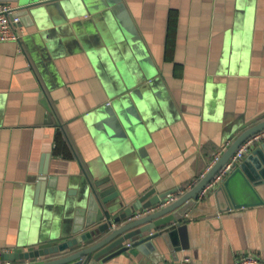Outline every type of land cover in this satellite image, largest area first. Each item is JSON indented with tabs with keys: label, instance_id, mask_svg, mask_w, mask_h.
<instances>
[{
	"label": "crops",
	"instance_id": "obj_1",
	"mask_svg": "<svg viewBox=\"0 0 264 264\" xmlns=\"http://www.w3.org/2000/svg\"><path fill=\"white\" fill-rule=\"evenodd\" d=\"M20 12V42L0 45V254L71 240L106 177L121 212L150 190L189 193L264 121V0H62ZM182 225L177 244L116 249L100 264H232L244 252L264 262V203L219 213L213 191Z\"/></svg>",
	"mask_w": 264,
	"mask_h": 264
},
{
	"label": "water",
	"instance_id": "obj_2",
	"mask_svg": "<svg viewBox=\"0 0 264 264\" xmlns=\"http://www.w3.org/2000/svg\"><path fill=\"white\" fill-rule=\"evenodd\" d=\"M60 1L62 0H0L4 3L19 4L21 14H29L30 11ZM115 110L124 118L120 110ZM127 112L135 115L132 108ZM112 119L116 120L115 116ZM262 131L264 121L243 132L192 191L164 207L161 206L165 204L170 194L153 198L151 195L155 194V190H150L131 208L121 212V208L124 207L123 200L117 187L112 185L109 177H106L91 185L92 192L87 211L81 210L79 213L71 240L52 248L23 254H0V260L29 261L58 255L55 260L32 264H100L116 249H127L135 254L137 251H145L147 247L154 248L153 241L159 238L167 243L173 240L177 244L178 236L185 229L182 225L183 220L196 206L200 193L214 180L238 149ZM42 172L40 187L45 185L43 181L47 169H43ZM263 186L264 141L252 148L231 175L215 190L218 212L225 213L233 209L262 205L264 201L258 188ZM150 210L149 214L134 218L137 213ZM130 217L133 220L127 222Z\"/></svg>",
	"mask_w": 264,
	"mask_h": 264
},
{
	"label": "built area",
	"instance_id": "obj_3",
	"mask_svg": "<svg viewBox=\"0 0 264 264\" xmlns=\"http://www.w3.org/2000/svg\"><path fill=\"white\" fill-rule=\"evenodd\" d=\"M19 9L11 3L0 2V45L7 42H20L21 35L19 32V25L21 23V18L19 16ZM264 141V131L260 132L257 135H254L247 142H245L234 156L228 161V163L221 169L217 174L214 180L200 193L199 198L206 197L210 192L215 191L231 173L234 169L242 162V160L248 155L252 148L257 144ZM225 150L218 153L213 159L211 167L208 169V172L217 164L221 159ZM182 196V194L180 195ZM179 195H169L165 204L161 207H164L172 202H175ZM150 211H142L135 218H139L146 214H149ZM15 261H2L0 264H14ZM176 264V263H173ZM178 264H193L190 260ZM232 264H264L262 258L254 252H244L239 258L235 260Z\"/></svg>",
	"mask_w": 264,
	"mask_h": 264
}]
</instances>
